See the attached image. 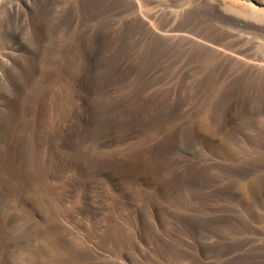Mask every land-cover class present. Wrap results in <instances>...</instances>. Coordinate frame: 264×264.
I'll return each instance as SVG.
<instances>
[{"label": "rangeland", "instance_id": "obj_1", "mask_svg": "<svg viewBox=\"0 0 264 264\" xmlns=\"http://www.w3.org/2000/svg\"><path fill=\"white\" fill-rule=\"evenodd\" d=\"M0 264H264V0H0Z\"/></svg>", "mask_w": 264, "mask_h": 264}]
</instances>
